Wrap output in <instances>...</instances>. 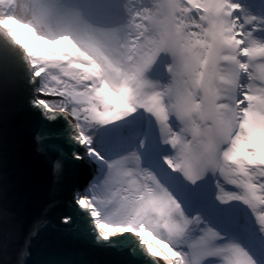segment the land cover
Returning <instances> with one entry per match:
<instances>
[{
    "label": "snow or ice",
    "instance_id": "1",
    "mask_svg": "<svg viewBox=\"0 0 264 264\" xmlns=\"http://www.w3.org/2000/svg\"><path fill=\"white\" fill-rule=\"evenodd\" d=\"M0 81L58 181L90 169L61 230L124 264H264V0H0Z\"/></svg>",
    "mask_w": 264,
    "mask_h": 264
},
{
    "label": "water",
    "instance_id": "2",
    "mask_svg": "<svg viewBox=\"0 0 264 264\" xmlns=\"http://www.w3.org/2000/svg\"><path fill=\"white\" fill-rule=\"evenodd\" d=\"M38 127L23 87L0 81V239L5 230L9 233L0 264H13L23 243L17 230L26 234L45 209L51 223L33 239L28 264H124L126 258L120 254L59 228L58 217L73 191L86 184L90 169L69 160L58 181L53 174L55 154L40 151L34 139Z\"/></svg>",
    "mask_w": 264,
    "mask_h": 264
}]
</instances>
